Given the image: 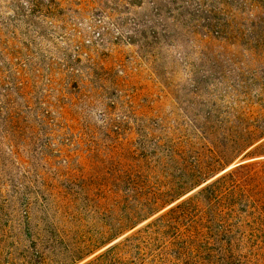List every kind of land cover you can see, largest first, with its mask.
<instances>
[{
  "label": "rangeland",
  "instance_id": "rangeland-1",
  "mask_svg": "<svg viewBox=\"0 0 264 264\" xmlns=\"http://www.w3.org/2000/svg\"><path fill=\"white\" fill-rule=\"evenodd\" d=\"M243 161L264 163V0H0V264H264L262 165L245 198L159 220Z\"/></svg>",
  "mask_w": 264,
  "mask_h": 264
},
{
  "label": "trees",
  "instance_id": "trees-1",
  "mask_svg": "<svg viewBox=\"0 0 264 264\" xmlns=\"http://www.w3.org/2000/svg\"><path fill=\"white\" fill-rule=\"evenodd\" d=\"M261 165L264 166V163L243 161L231 166V168L229 167L225 169L222 171L223 174L219 178L211 183H207L208 181L205 182L207 183L206 185L199 189L195 194L171 207L160 216L159 220H161L162 223H165V227H169L170 224L176 221H181V219H192L196 221V219L199 218L198 215L203 213V206H205V208L208 206V208L211 209L218 203L222 204L221 202H223V198L226 196H231L232 200L235 201L236 196L240 198L243 196L245 198V189L242 186L243 178L240 174L247 170L248 175L254 176L258 172L256 168ZM249 177H245V179ZM205 211L206 209L204 210V213ZM131 238H126L125 242L129 241ZM119 246L120 243L111 246L105 254L86 264H95L100 258H104V256L107 255L111 256L109 259L110 262L118 261L120 252V250H118Z\"/></svg>",
  "mask_w": 264,
  "mask_h": 264
}]
</instances>
